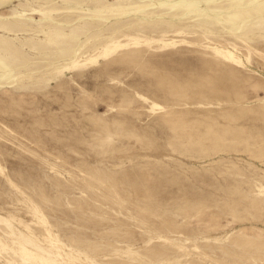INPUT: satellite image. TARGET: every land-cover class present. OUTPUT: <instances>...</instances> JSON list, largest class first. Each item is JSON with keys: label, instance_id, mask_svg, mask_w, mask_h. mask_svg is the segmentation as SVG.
Listing matches in <instances>:
<instances>
[{"label": "rangeland", "instance_id": "374dc122", "mask_svg": "<svg viewBox=\"0 0 264 264\" xmlns=\"http://www.w3.org/2000/svg\"><path fill=\"white\" fill-rule=\"evenodd\" d=\"M0 264H264V0H0Z\"/></svg>", "mask_w": 264, "mask_h": 264}]
</instances>
